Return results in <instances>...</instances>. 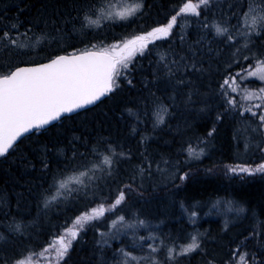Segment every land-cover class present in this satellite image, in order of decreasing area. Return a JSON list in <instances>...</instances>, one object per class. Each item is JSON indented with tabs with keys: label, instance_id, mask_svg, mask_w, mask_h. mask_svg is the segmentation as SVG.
<instances>
[{
	"label": "trees",
	"instance_id": "16d2710c",
	"mask_svg": "<svg viewBox=\"0 0 264 264\" xmlns=\"http://www.w3.org/2000/svg\"><path fill=\"white\" fill-rule=\"evenodd\" d=\"M115 1L0 0V77L61 54L122 45L165 26L184 2L128 0L143 6L127 21L89 23ZM250 4L264 10V0H211L199 16H178L168 37L120 69L105 101L0 158V264L29 257L57 264L49 248L101 205L104 215L84 223L59 264H264V172H255L253 156L240 158L252 119L228 103L224 85L264 61V29L246 35ZM216 26L227 32L218 35ZM5 32L17 46L2 39ZM121 191L124 201L107 210ZM213 200H234L247 213L228 226L212 215L195 221ZM123 215L138 219L137 230L107 233ZM193 236L200 248L178 254Z\"/></svg>",
	"mask_w": 264,
	"mask_h": 264
},
{
	"label": "snow or ice",
	"instance_id": "6c2138e0",
	"mask_svg": "<svg viewBox=\"0 0 264 264\" xmlns=\"http://www.w3.org/2000/svg\"><path fill=\"white\" fill-rule=\"evenodd\" d=\"M210 3L211 0H196L195 3L192 0H184L182 6L176 14L170 17L165 26L156 27L144 35H137L124 43L122 47L115 45L111 49L98 52L84 51L79 55H62L37 68H20L0 77V157L5 156L25 133L33 129L39 130L58 120L62 115L91 105L102 96L113 91L115 77L120 74L121 68H128L130 61L137 52L142 55L148 43L168 37L177 24L178 16L182 14L199 16L201 14L200 9L207 7ZM139 7L140 4H136L134 7L117 13V15L120 19H125L136 12ZM243 21L250 29L246 35L258 29H264V10L258 11L250 4L249 11L243 16ZM89 23L98 24L99 21L91 20ZM215 30L218 35H224L227 32L226 28L220 26H216ZM228 38L231 39V36ZM2 39L9 41L13 46H17L18 38L10 37L7 32L3 33ZM19 46L23 47L24 45ZM191 67L195 66L192 65ZM248 74L264 80V61L257 65L255 72ZM232 83H235V79ZM224 85L230 87L233 92L237 91L235 87H231L228 79H225ZM251 95L246 94L245 98L250 99ZM259 98L264 100V89L260 90ZM228 103L233 107L236 106L234 99H229ZM254 107L264 108L261 104H256ZM245 111L252 112V107L246 108ZM166 112L167 109H161L157 113L158 123H163V116ZM253 114L255 115L254 112ZM259 119L264 121V115H260ZM188 151L192 154L191 148ZM104 163L111 167L112 161L109 157H105ZM229 170L237 172L236 168ZM239 171L247 172L249 175L254 174L253 170L248 168H240ZM255 172H264V164L256 168ZM60 187L64 188L65 184L61 183ZM124 199L125 194L121 191L107 210H114ZM105 211L106 209L101 205L92 209L90 213L81 215L64 235L56 239L54 244L58 245L55 247L57 264L67 254L72 240L79 235L84 223L102 217ZM123 219V217L119 218L120 221ZM113 227H115V222ZM198 248H200V242L197 237L193 236L191 242L181 248L180 254L186 255ZM155 250L153 249V251ZM174 251L175 249H170L169 255L171 256ZM241 259L243 260V257ZM17 264H26V262L22 260L18 261ZM28 264H30V258H28Z\"/></svg>",
	"mask_w": 264,
	"mask_h": 264
},
{
	"label": "rangeland",
	"instance_id": "374dc122",
	"mask_svg": "<svg viewBox=\"0 0 264 264\" xmlns=\"http://www.w3.org/2000/svg\"><path fill=\"white\" fill-rule=\"evenodd\" d=\"M136 4H140V7L137 9L136 12H134L132 15L128 16L125 19H120L117 15V13L123 12L129 7H134ZM143 4L141 1H115L113 4L108 5L104 9L100 11V14L95 18V20L99 21L98 24H94L95 26L102 25L108 22H120V21H127L132 16L136 15L137 12L142 8ZM115 46V45H114ZM119 46H123L119 45ZM119 51V49H117ZM257 68V65L252 68H248L247 70L240 72L236 74L232 79L229 80V83L231 84V87H235L237 91L233 92L231 91V88L228 86H225V91L227 93V96H229V99H234L236 101V106L233 107L235 111H242L243 113L247 114L250 119H252L249 123V125L244 130V133L247 131L246 139L247 141L251 140L249 144L245 143V140H243L245 143V148L243 154L245 156H240L241 159L244 158H250L253 156L252 160L256 161L257 168L264 164V121H261L259 119L260 115H264V108H256L254 105L261 104L264 106V100L260 99V90L264 89V80H261L258 78V76H251L248 73L255 72ZM123 70V68H122ZM235 79V83L233 84L232 81ZM246 94H252L250 99H246ZM252 107V112L245 111L246 108ZM255 113V115L253 114ZM242 143V144H243ZM194 150H192L193 153ZM201 156V155H200ZM241 166L240 168H242ZM257 174H259L257 172ZM78 177V176H77ZM70 180H73V178L67 179V182ZM205 204H200L198 206L202 207ZM206 206V205H205ZM198 207V208H200ZM196 211V209H195ZM236 213V214H235ZM247 212L243 209H241L237 203L234 202V200L230 201H223V200H213L211 203L208 204V207L206 210L199 214L198 211L195 213V221H198L200 216L205 215L209 216L212 215L215 218H222L225 225L228 226L231 222H235L239 220V216H244ZM239 215V216H238ZM123 217V221H120L119 218ZM115 222V227H113V223ZM138 219L132 220L128 219L125 215L119 216L118 218H114L109 224V229L107 233L111 234L114 233L118 235V233L128 234L129 230L134 226L136 229ZM137 230V229H136ZM189 244V243H188ZM58 245H53L51 248H49L48 251L54 253L53 256V263L56 261V255H55V247ZM187 246L186 245H178L176 247V251L178 254H180L181 248ZM160 248V246H157L155 252L157 253ZM192 253V252H190ZM189 254V253H188ZM181 255V254H180ZM183 256V255H181ZM132 260V258L136 261L141 260L140 256H129ZM137 257V258H136ZM30 258V264H36L33 260V257ZM47 260H50V255L48 254L45 256ZM22 261V260H21ZM26 264H28V258L24 259ZM57 262V261H56ZM17 264V263H16Z\"/></svg>",
	"mask_w": 264,
	"mask_h": 264
},
{
	"label": "water",
	"instance_id": "95a60500",
	"mask_svg": "<svg viewBox=\"0 0 264 264\" xmlns=\"http://www.w3.org/2000/svg\"><path fill=\"white\" fill-rule=\"evenodd\" d=\"M92 51H100V50H89V52H92ZM81 53H83V52H81ZM81 53H76V54H61V55H58V56H62V55H79V54H81ZM58 56H56V57H58ZM55 57V58H56ZM54 59V58H53ZM52 60V59H51ZM51 60H48V61H45V62H42V63H36V64H29V65H21V66H19V67H17V68H15L13 71H15V70H17V69H20V68H37V67H39V66H41V65H44V64H48V63H50L51 62ZM12 71V72H13ZM114 89V88H113ZM112 92V91H111ZM110 92V93H111ZM110 93H108V94H106V95H104V96H102L99 100H97L95 103H93V104H91V105H87V106H85V107H83V108H80V109H78V110H76V111H74V112H72V113H70V114H64V115H62L58 120H55V121H53V122H51L50 124H48V125H45L44 127H42V128H40L39 130H37V129H33V130H31L30 132H28V133H25L24 135H22L17 141H16V143L13 145V148H11V149H9V151H8V153L6 154V155H8L25 137H27V136H30V135H32L33 133H35V132H38V131H43V130H46V129H49L50 127H52L53 125H55V124H57L58 122H60L62 119H64L65 117H69V116H73V115H76V114H78V113H81V112H83V111H86V110H88V109H91V108H93V107H95V106H97V105H99L100 103H102L103 101H105L106 99H107V97L109 96V94ZM5 155V156H6ZM4 157V156H3ZM0 158H2V157H0Z\"/></svg>",
	"mask_w": 264,
	"mask_h": 264
}]
</instances>
